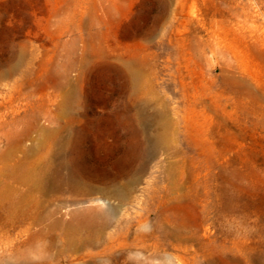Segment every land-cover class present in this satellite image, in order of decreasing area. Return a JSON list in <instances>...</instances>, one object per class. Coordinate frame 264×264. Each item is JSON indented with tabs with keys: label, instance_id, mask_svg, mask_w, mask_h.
I'll return each instance as SVG.
<instances>
[{
	"label": "rangeland",
	"instance_id": "374dc122",
	"mask_svg": "<svg viewBox=\"0 0 264 264\" xmlns=\"http://www.w3.org/2000/svg\"><path fill=\"white\" fill-rule=\"evenodd\" d=\"M167 1L0 0V60L19 66L0 85L3 124L65 126L57 86L72 78L86 106L73 127L132 190L83 204L123 207L91 254L50 264H264V0ZM127 59L143 70L131 103L144 131L116 122Z\"/></svg>",
	"mask_w": 264,
	"mask_h": 264
},
{
	"label": "bare ground",
	"instance_id": "6f19581e",
	"mask_svg": "<svg viewBox=\"0 0 264 264\" xmlns=\"http://www.w3.org/2000/svg\"><path fill=\"white\" fill-rule=\"evenodd\" d=\"M163 1L166 9L168 1ZM165 12L163 10L159 21L163 19ZM3 60H0V85H5L6 74L15 72L19 67L17 63L6 72V59ZM22 60L23 56L19 55V62H23ZM123 65L128 87L126 98L130 103H126L122 119L117 115L116 122L127 128L135 127L137 131H144V127L132 114L134 107L132 108L131 103L143 70H139V74L128 59L123 61ZM71 80L68 78L57 86L59 113L56 118L64 120L65 126L22 125L20 128L19 124H3V114L0 116V249L9 252L10 258H14L13 261L2 260L0 255V263L50 264L64 251L79 253L81 258H85L92 253L87 251L88 247L95 245L112 223L110 218L116 216L118 208L123 206L113 208L109 205L104 211H97L92 208L82 209L83 204L85 206L91 201L108 204L107 199L110 197H118L124 201L129 196L130 182L118 185L108 168L96 164L97 159L93 157L96 147L91 143L90 130L73 127L81 120V110L86 109V106L78 93L68 87ZM36 128L41 134L39 142L26 145L25 140ZM100 137L105 138L98 134V138ZM17 153L21 156H17ZM67 202L76 207L68 208ZM34 256L39 258L36 260ZM43 257L50 261H41Z\"/></svg>",
	"mask_w": 264,
	"mask_h": 264
}]
</instances>
